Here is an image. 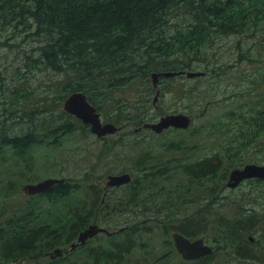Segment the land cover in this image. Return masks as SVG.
<instances>
[{
    "label": "trees",
    "instance_id": "1",
    "mask_svg": "<svg viewBox=\"0 0 264 264\" xmlns=\"http://www.w3.org/2000/svg\"><path fill=\"white\" fill-rule=\"evenodd\" d=\"M262 21L264 0H0V30L13 29L16 36H22V42L30 37L36 40L25 52L27 74L39 70L57 76L53 82L57 91L52 97L48 94L38 96L37 101L42 107L35 105L31 111L47 114V118L36 123L32 122L30 114V124L25 128L17 122H0L1 160L7 161L11 154L24 156L41 146L57 149L75 130H86L89 124L75 114L64 108L57 112L71 92L84 91L98 109L103 110L114 91L142 87L146 88V93L153 91V72L196 70L200 66L210 71L208 66L215 60L212 49L220 41L229 35L242 37L264 31ZM240 41L242 39H238V43ZM262 82V74L250 77L253 87L244 90L250 92H242L239 97L244 104L226 112L231 121L220 118L212 123L216 128H222L221 134L228 136L225 154L216 152L196 158L198 147L191 146L195 154L192 159L182 157L164 161V155L156 154L157 147L175 149L181 147L180 142H185L169 140L143 149L136 161L133 159L135 179L121 188L127 187V190L112 204L110 192L105 189L101 193L97 185L91 184L89 188L95 195L92 205L87 208L79 204L69 208L70 201L89 196L91 189L77 179L64 176H61L65 178L63 182L55 183L45 192L28 193L24 200L12 204L8 211L0 213V264H19L23 260H35L39 264H214L220 250L238 255L231 264H244L245 260L255 259L251 234L264 223V178H258L259 183L253 184L258 187L256 192L251 190V185L240 194L242 199H248L246 203L228 200L234 213H225L222 208L219 214L207 213L208 218L197 219L196 215L206 208L222 207L223 202H217L215 198L224 189L226 172L220 174L223 165L238 159L241 151L258 143L264 134ZM186 90L190 97L196 94L207 97L209 94V89H198L197 83L188 89L180 88V91ZM17 92L12 91L10 96ZM58 93L60 95L56 97ZM117 103L113 110V113L118 112L116 121L121 118L124 108L129 111L125 119L137 127L154 120L147 97L140 95L126 105L120 100ZM18 104L11 101L7 109ZM18 117L21 119L22 116ZM172 129L175 128L157 133L166 134ZM186 145L181 152L189 151ZM248 162L262 163L257 158ZM178 175L185 176L187 183L177 180ZM169 179H176L184 190L180 189L178 193L168 189L166 181ZM164 194H167L166 202L161 199ZM199 194H209L211 198L195 213L175 216L181 207L189 209L187 201L181 198L183 195L195 198ZM262 196L261 208H258L256 202L260 204ZM195 204H198L196 200ZM128 206H140L138 213L147 217L142 222L122 223L118 228L113 227L115 222L105 219L123 212ZM102 211L105 218L99 222ZM164 211L168 212L162 217ZM149 212L155 214L148 215ZM90 217L93 219L89 220ZM146 221H154L159 226L165 236L164 246L170 247L168 251L156 255L150 240L140 237L136 241L134 232L146 230ZM90 223L117 231L102 237L97 233L70 249L80 231ZM208 228L216 232L214 252L198 259H184L175 247L171 231L178 230L195 237L204 235ZM123 230L124 238L116 237ZM167 236H170L168 240ZM56 247H62L63 253L55 257L48 255L47 252ZM175 250L180 254L177 255L179 260L172 262ZM141 251L144 255L139 254Z\"/></svg>",
    "mask_w": 264,
    "mask_h": 264
},
{
    "label": "rangeland",
    "instance_id": "2",
    "mask_svg": "<svg viewBox=\"0 0 264 264\" xmlns=\"http://www.w3.org/2000/svg\"><path fill=\"white\" fill-rule=\"evenodd\" d=\"M15 33L11 28L4 31L0 30V122H17V125L25 128L30 124V114L32 122L35 121L36 123H40L42 119L48 117L47 114L31 113V111L35 105L42 107V104L37 101L38 96L48 94L52 97L57 91V89L54 90L53 88V82L57 76H53V73L49 71L41 72L39 70L32 74H27L29 68L24 64L26 61L25 52L31 45L36 43V40L34 37H30L26 42H22V36H16ZM263 37L264 31L261 30L242 37L229 35L212 49L215 60L208 66L210 71L207 69L205 71V68L200 66L196 70H204L205 73L202 75L187 76L186 74H178L171 76L172 78L162 76L160 82L158 81V86L154 87V90L150 93H146L145 87L114 91L111 101L103 106V110H99L103 121L115 122L116 120L114 119L118 112L113 113V110L116 108L118 100L123 101L124 105H126L127 102L136 100L142 95V97H147L150 100V114L154 120L170 112H186L192 115L190 127L184 130L175 128L166 132V134H158L154 130L152 132L150 129L143 127L137 131L135 129L136 125L125 119L129 111L124 108L121 112V118L116 121L122 125V128L114 133L99 137L89 129L88 125L86 130L77 129L68 135L64 139L63 145L57 149L41 146L31 150L24 156L20 155L17 157V155L11 154L5 162L0 158V213L8 211L12 204H16L27 197L28 192L24 189L25 184L36 182L46 177L64 176L70 179H77L83 182L87 188L91 184L97 185L101 193L106 189L107 192L113 195V200L110 202L112 204L127 190V187L121 190L125 184L120 186L108 185V175L130 171L133 172V178L135 179L134 172L136 170L133 167L134 164H132L133 159L135 158L136 161L138 154L143 149L169 140L182 139L188 144L187 150L189 151L181 152L184 150L182 147L165 150L166 146H159L156 149V154L164 155V161L182 157L192 159L195 154L191 151V146L198 147L196 158L216 152L225 154V144L228 141V136L221 134L222 128H216L212 123L220 118H223L225 122H230V115L226 112L229 111V108H238V106L244 104V102H240L239 97L242 92H250L244 90L253 87L250 83V77L264 75ZM238 39H242V41L238 43ZM29 65L32 67V62L29 61ZM219 72L221 73L218 74ZM196 83L198 89H209L207 97H202L200 94L190 97V93L187 90L182 94L178 92L181 87L188 89V87ZM261 89L264 90V82L261 84ZM157 90L161 92L156 103H154ZM12 91L18 92L10 96ZM260 92L264 93L261 90ZM252 93L256 94V91H252ZM59 95V93L56 94V97ZM97 99L99 100L100 98L97 97ZM11 101L19 102V104L7 109ZM63 108V105L59 106L57 112L60 113ZM18 116H22L21 119ZM42 124L44 125V122ZM47 124L46 122L45 125ZM204 126L210 129H206ZM263 148L264 134L258 143H253L248 150L241 151L238 159L230 160L223 165L220 174L226 172V178L223 181L224 189L220 192V196L215 198L217 202H223V205L222 207L218 205L214 209L206 208L203 213L196 215L197 219L208 218L209 216L206 214L210 212L219 214L222 208L225 213H234L235 211L230 208L231 205H229L230 201L228 200L238 199L237 201L241 202L240 204L247 202L248 199L245 197L242 199L240 194L246 192L251 185L259 183L258 178L245 179L236 187L224 186V184L229 177L230 171L235 167L243 166L247 160L257 158L264 163ZM177 152L181 153L178 154ZM176 179L187 183L186 177L183 175L176 176ZM176 179H169L166 183L169 185L168 189L180 193V189L184 190V188L178 186ZM250 181L254 183H250ZM89 189H91L89 190V196L84 198L75 197L73 201H70L72 205L69 208H74L73 206L79 204L89 208L92 205L93 196H95L92 194L93 189ZM257 189L258 187L253 185L251 190L256 192ZM263 190L264 185L262 184V192ZM181 198L187 201L189 209L181 207L176 212V217H185L186 214L195 213L211 197L209 194H199L195 198L191 195L188 197L183 195ZM161 199L166 202L167 194L162 195ZM262 199L263 196L260 204L256 202L258 208H261ZM195 200L198 204H195ZM140 210V206H135L134 208L128 206L123 212L115 213L111 218H105L102 211L99 222H102L101 220L104 218L109 219L115 222L113 224L115 228L122 226V223L126 222H142L147 216L138 213ZM166 212L168 211L161 213L162 217L165 216ZM154 214V212H149L148 215ZM166 217L168 218V216ZM90 219L93 218L90 217ZM146 223V230L134 232L136 241H139L140 237L144 240H150V243L154 245L156 255L168 251L170 247L164 246L166 240L159 226L154 224V221H146ZM153 228L154 231H151ZM215 233V230L208 228L204 235L195 237L203 236L208 243H211L216 248V242L213 240ZM98 234L100 237L107 235L105 232H99ZM124 235H126L125 230L119 232L116 237L124 238ZM170 236H167L166 239L168 240ZM251 236L253 237L251 247L256 258L245 260L244 264H264L263 222L260 229L251 234ZM217 253L214 264H231V261H235L238 257L231 251L220 250ZM139 254L144 255V252L141 251ZM172 254V262H177L179 260L177 255L180 254L176 250ZM19 264H39V261L23 260Z\"/></svg>",
    "mask_w": 264,
    "mask_h": 264
},
{
    "label": "water",
    "instance_id": "3",
    "mask_svg": "<svg viewBox=\"0 0 264 264\" xmlns=\"http://www.w3.org/2000/svg\"><path fill=\"white\" fill-rule=\"evenodd\" d=\"M264 38V37H263ZM203 70H167L163 72H153L154 83L157 82L159 75L173 76L186 74L187 76L202 75ZM63 107L66 111L75 114L86 124L90 125V130L103 137L107 134L114 133L119 128L118 124L113 121H103L98 107L89 99L88 95L81 90L73 91L64 100ZM192 122V116L183 112H172L161 115L157 120L146 121L137 129L151 128L156 132H161L170 125L178 127H188ZM251 177L264 178V163L248 162L242 167H235L230 171L229 179L226 185L229 187L238 186L242 180ZM108 185L126 184L133 178V172L125 171L122 173L109 174L107 177ZM64 177H46L36 182H29L24 185V189L31 194L45 192L55 183L63 182ZM123 228V227H122ZM121 228V229H122ZM120 230V229H119ZM117 230H109L107 227L98 223H90L82 229L77 239L71 244L70 249L75 248L78 244L84 243L87 239L99 232L112 234ZM175 247L184 259H198L214 252V246L203 237L191 238L186 234L173 230L171 233ZM51 257L63 253L62 247H56L47 252Z\"/></svg>",
    "mask_w": 264,
    "mask_h": 264
},
{
    "label": "flooded vegetation",
    "instance_id": "4",
    "mask_svg": "<svg viewBox=\"0 0 264 264\" xmlns=\"http://www.w3.org/2000/svg\"><path fill=\"white\" fill-rule=\"evenodd\" d=\"M160 92L161 91H156V97H155V99H154V103H156V101H157V98H158V96H159V94H160ZM178 92H180V94H182V93H185V91H178ZM170 113H172V112H170ZM175 113H178V112H175ZM183 113H186V112H183ZM192 116V115H191ZM191 125V124H190ZM190 125L188 126V127H190ZM90 126V125H89ZM118 126H119V128L117 129V130H119L120 128H122V125L121 124H118ZM139 127V126H138ZM137 126H136V130L138 131V130H140V129H137L138 128ZM188 127H178V126H175V125H170L169 127H167V128H165L164 130H168V129H170V128H183V129H186V128H188ZM142 129V128H141ZM180 145H181V147H183V148H186V143L185 142H180ZM240 167H242V166H240ZM229 175H230V173H229ZM252 178V177H251ZM254 178H261V177H254ZM228 179H229V177H228ZM227 179V180H228ZM246 179H248V178H246ZM227 180H226V182H225V184H224V186H227L226 185V183H227ZM245 180V179H244ZM244 180H242L241 182H243Z\"/></svg>",
    "mask_w": 264,
    "mask_h": 264
},
{
    "label": "bare ground",
    "instance_id": "5",
    "mask_svg": "<svg viewBox=\"0 0 264 264\" xmlns=\"http://www.w3.org/2000/svg\"><path fill=\"white\" fill-rule=\"evenodd\" d=\"M162 76H165V77H170V76H166V75H159L158 76V78H157V82L156 83H154V79H153V76H152V79H153V84H154V86L155 87H157L158 86V81H159V78H161ZM157 91H159V90H157ZM156 95V94H155ZM155 99V98H154Z\"/></svg>",
    "mask_w": 264,
    "mask_h": 264
}]
</instances>
